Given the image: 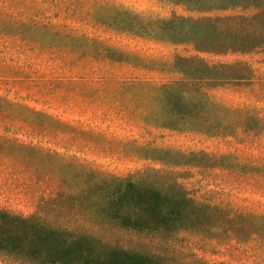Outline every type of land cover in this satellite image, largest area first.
Segmentation results:
<instances>
[{
    "label": "rangeland",
    "instance_id": "1",
    "mask_svg": "<svg viewBox=\"0 0 264 264\" xmlns=\"http://www.w3.org/2000/svg\"><path fill=\"white\" fill-rule=\"evenodd\" d=\"M94 1L126 13L101 8L91 14ZM28 3L37 10L31 19L53 25L56 33L30 36L32 43L21 45L0 37V210L37 216L41 224L83 232L159 264H264V230L236 238L196 228L127 230L102 215L94 197L103 186L87 194L90 202L79 193L112 177L167 170L195 201L261 215L264 224V127L253 128L257 119L264 125V48L198 53L190 43L158 34L161 22L172 17L240 11L199 13L170 0H15L18 11ZM5 5L0 0V17ZM74 36L82 40L75 43ZM103 48L130 59L112 62L100 56ZM175 57H198L208 65L244 62L251 76L202 86L213 103L209 116L161 128L153 94L125 84L177 79ZM197 153L215 159L199 165V157L190 155ZM59 197L70 204L49 201ZM0 264L29 263L0 252Z\"/></svg>",
    "mask_w": 264,
    "mask_h": 264
},
{
    "label": "trees",
    "instance_id": "2",
    "mask_svg": "<svg viewBox=\"0 0 264 264\" xmlns=\"http://www.w3.org/2000/svg\"><path fill=\"white\" fill-rule=\"evenodd\" d=\"M5 1L0 17V37L21 45L32 43L30 36L56 33L53 25H42L31 19L37 10L30 3L26 4L24 11H18L15 0ZM170 1L199 13L240 11L198 19L172 17L163 21L158 34L171 43H190L198 53L216 55L250 53L264 48V0ZM101 3L94 1L89 12L92 14L95 9L110 8L116 15L126 13L121 7ZM71 39L75 43L82 40L77 36ZM84 42L96 44L93 39ZM100 54L115 63L130 59L109 48H103ZM172 68L177 79L167 83L157 86L146 82L125 84L126 89L153 94L155 114L162 117L159 121L161 128L179 121L194 123L209 116L212 102L202 91V86L247 81L251 76V70L244 62L208 65L198 57H175ZM185 97H192L194 101H186ZM247 122L250 125L249 118H246L244 127ZM253 122V128L258 131L264 127L258 119ZM190 155L199 157V165L215 159L204 153ZM174 175L172 171L147 168L125 178L112 177L95 186L85 185L79 193L83 202H90L87 194L103 186L102 193L97 194L94 200L100 201L102 215L117 221L122 229L159 233L196 228L211 235L224 234L235 238L261 236L263 216L195 201ZM75 196L67 195L66 198L75 201ZM49 201L69 203L61 197ZM83 202L78 201L79 207H86ZM36 217H20L0 210V252L29 264H159L152 257L109 247L83 232L41 224Z\"/></svg>",
    "mask_w": 264,
    "mask_h": 264
}]
</instances>
